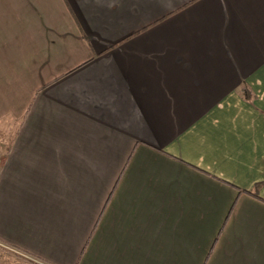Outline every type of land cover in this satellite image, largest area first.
Listing matches in <instances>:
<instances>
[{
    "label": "crops",
    "instance_id": "0c3cea01",
    "mask_svg": "<svg viewBox=\"0 0 264 264\" xmlns=\"http://www.w3.org/2000/svg\"><path fill=\"white\" fill-rule=\"evenodd\" d=\"M0 129V264H264V0H0Z\"/></svg>",
    "mask_w": 264,
    "mask_h": 264
},
{
    "label": "rangeland",
    "instance_id": "374dc122",
    "mask_svg": "<svg viewBox=\"0 0 264 264\" xmlns=\"http://www.w3.org/2000/svg\"><path fill=\"white\" fill-rule=\"evenodd\" d=\"M0 135L2 136V130L0 129Z\"/></svg>",
    "mask_w": 264,
    "mask_h": 264
},
{
    "label": "trees",
    "instance_id": "16d2710c",
    "mask_svg": "<svg viewBox=\"0 0 264 264\" xmlns=\"http://www.w3.org/2000/svg\"><path fill=\"white\" fill-rule=\"evenodd\" d=\"M242 92L245 94V89H243Z\"/></svg>",
    "mask_w": 264,
    "mask_h": 264
}]
</instances>
